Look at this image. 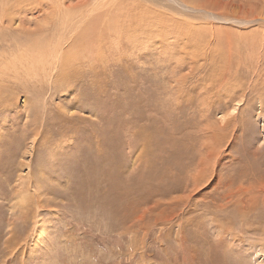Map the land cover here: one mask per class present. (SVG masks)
<instances>
[{
    "label": "rangeland",
    "instance_id": "rangeland-1",
    "mask_svg": "<svg viewBox=\"0 0 264 264\" xmlns=\"http://www.w3.org/2000/svg\"><path fill=\"white\" fill-rule=\"evenodd\" d=\"M181 1L0 0V264H264V0Z\"/></svg>",
    "mask_w": 264,
    "mask_h": 264
},
{
    "label": "bare ground",
    "instance_id": "bare-ground-1",
    "mask_svg": "<svg viewBox=\"0 0 264 264\" xmlns=\"http://www.w3.org/2000/svg\"><path fill=\"white\" fill-rule=\"evenodd\" d=\"M181 6H183V7H186V3L185 2H183V1H181V0H176ZM181 2V3H180ZM204 11V10H203ZM209 13V12H208ZM212 16V15H211ZM139 17H141V16H139ZM218 17V16H217ZM214 18V17H213ZM219 19H221V20H227V19H225V17L224 16H221V17H218ZM213 20V19H212ZM238 20V19H237ZM220 21V20H219ZM224 21V22H225ZM233 21H235L234 19H232V22ZM227 22H228V20H227ZM238 24L240 23V24H242V23H244L242 20H238V21H236ZM236 24V23H235ZM247 24V23H246ZM250 24V23H249ZM245 25V24H244ZM241 26V25H240ZM141 29H142V26H138V27H135V28H131L130 29V35H131V37L132 38H134L133 40H131L132 42H134V43H137V46H139V45H141V42L143 41V40H145V39H147L148 41H153V37H152V39H149V38H145V39H140L141 38V34H140V32H141ZM184 31H185V29H184ZM166 37H167V35H166ZM140 39V40H139ZM172 39H173V37H172ZM171 39V40H172ZM146 40V41H147ZM165 40V39H164ZM163 40V41H164ZM141 41V42H140ZM161 41V40H160ZM140 42V43H139ZM166 42V41H165ZM139 43V44H138ZM144 43V42H143ZM148 43V42H147ZM157 44H158V42H157ZM161 44H163V42L162 43H160V46H161ZM156 45V44H155ZM159 45V44H158ZM169 45V44H168ZM172 45V44H171ZM147 46V45H146ZM149 46V45H148ZM167 47V46H166ZM170 48V47H169ZM147 51V50H146ZM148 57V56H147ZM254 66V65H253ZM3 68V67H2ZM263 69V68H262ZM5 70V69H4ZM225 72V71H224ZM223 73V72H222ZM256 73V72H255ZM225 74H227V72H225ZM228 76V75H227ZM226 76V77H227ZM216 77V76H215ZM230 77V76H229ZM219 78H221V80L224 78V76H223V78H222V76L221 77H219ZM231 78V77H230ZM214 79V78H213ZM225 79V78H224ZM228 79V78H227ZM212 79H210V81H211ZM234 77H233V82H234ZM225 80H223V82H224ZM220 82V80L218 81V83ZM229 82V81H228ZM226 83H227V80H226ZM214 84V83H213ZM223 84V83H222ZM230 84H232V83H230ZM229 84V85H230ZM220 85V84H219ZM233 85H234V83H233ZM232 85V86H233ZM238 85H239V83H238ZM255 85V84H254ZM225 86H226V84H225ZM242 86V85H241ZM213 87V86H212ZM211 87V88H212ZM217 87V86H216ZM231 87V86H230ZM235 87V86H234ZM236 87H237V85H236ZM250 87V86H249ZM219 88V87H218ZM227 89H228V87H227ZM231 89H233V88H231ZM239 90H240V88H238ZM249 89V88H248ZM208 90V89H207ZM219 90V89H218ZM224 90H225V87H224ZM237 90V88L234 90V91H236ZM214 91V90H213ZM229 91V90H228ZM230 91H233V90H230ZM3 92V91H2ZM216 92H217V90H216ZM226 92H227V90H226ZM245 92H247V91H245ZM251 92V91H250ZM206 93H207V91H206ZM232 93V92H231ZM235 93V92H234ZM237 93V92H236ZM217 94V93H216ZM220 94H221V92H220ZM227 94H229V93H227ZM233 94V93H232ZM214 95H215V93H214ZM231 95V94H230ZM237 95H239V94H237ZM252 95V94H251ZM179 96V95H178ZM209 96H210V92H209ZM220 96V95H219ZM235 96V95H234ZM222 97H224L225 98V95L223 96L222 95ZM242 97V96H241ZM213 98H215V97H213ZM235 98L236 97H234L233 98V96H232V98L231 99H234L235 100ZM210 99H211V97H210ZM244 99V98H243ZM242 99V100H243ZM230 100V99H229ZM241 100V99H240ZM245 100V99H244ZM179 101H180V98H179ZM186 101V100H185ZM205 101V100H204ZM210 101H212V100H210ZM217 101H218V98H217ZM216 101V102H217ZM248 101V100H247ZM185 103V102H184ZM210 103V102H209ZM212 104V102L210 103V105ZM227 106V105H226ZM209 108V107H208ZM205 110H207L206 108H205ZM165 118V117H164ZM240 118H238V120H239ZM236 120V119H235ZM241 120V119H240ZM203 122V121H202ZM236 122V121H235ZM155 123V122H154ZM158 124V123H157ZM237 124V123H236ZM140 131H142L141 129H140ZM167 132V131H166ZM164 134V133H163ZM167 137V136H166ZM170 137V136H169ZM208 146H206V148H207ZM210 149V148H209ZM211 150V149H210ZM212 151V150H211ZM214 152V151H213ZM212 153V152H211ZM211 156H213L212 154H211ZM202 163V162H201ZM248 164V163H247ZM204 169V168H203ZM206 169V168H205ZM202 170V169H201ZM195 174V173H194ZM207 176V175H206ZM197 179V177H195V179L194 180H196ZM195 182V181H194ZM197 184H198V182H197ZM113 220V219H112ZM182 231V230H181Z\"/></svg>",
    "mask_w": 264,
    "mask_h": 264
}]
</instances>
